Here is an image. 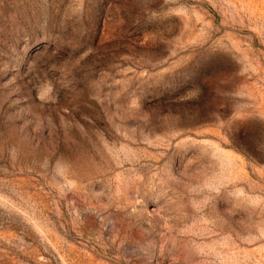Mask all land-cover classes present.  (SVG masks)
<instances>
[{"label": "rangeland", "instance_id": "obj_1", "mask_svg": "<svg viewBox=\"0 0 264 264\" xmlns=\"http://www.w3.org/2000/svg\"><path fill=\"white\" fill-rule=\"evenodd\" d=\"M0 264H264V0H0Z\"/></svg>", "mask_w": 264, "mask_h": 264}]
</instances>
